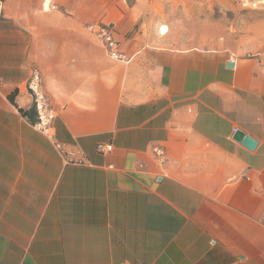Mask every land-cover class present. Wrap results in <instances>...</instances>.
Returning a JSON list of instances; mask_svg holds the SVG:
<instances>
[{
  "label": "crops",
  "instance_id": "1",
  "mask_svg": "<svg viewBox=\"0 0 264 264\" xmlns=\"http://www.w3.org/2000/svg\"><path fill=\"white\" fill-rule=\"evenodd\" d=\"M186 1L0 0V264H264V32L182 47Z\"/></svg>",
  "mask_w": 264,
  "mask_h": 264
},
{
  "label": "rangeland",
  "instance_id": "2",
  "mask_svg": "<svg viewBox=\"0 0 264 264\" xmlns=\"http://www.w3.org/2000/svg\"><path fill=\"white\" fill-rule=\"evenodd\" d=\"M185 3V10L180 9L172 15V29L179 33L182 47L193 45L187 42L192 40V35H196L194 41L199 40L196 38L202 35L203 25L210 26L212 37L227 34L231 41L242 37L249 52L264 32L261 26L264 0H187Z\"/></svg>",
  "mask_w": 264,
  "mask_h": 264
},
{
  "label": "built area",
  "instance_id": "3",
  "mask_svg": "<svg viewBox=\"0 0 264 264\" xmlns=\"http://www.w3.org/2000/svg\"><path fill=\"white\" fill-rule=\"evenodd\" d=\"M98 40L103 45L108 57L113 61H126L124 55L120 51L119 42L115 39L112 29L105 25H99L95 31ZM27 91L31 97L32 107L36 115L34 127L46 136L52 135L54 112L49 105V99L44 91L41 76L37 69L31 70L30 77L27 81ZM98 151L109 152L110 145H98ZM156 159L159 162L164 160V149L162 147L153 150Z\"/></svg>",
  "mask_w": 264,
  "mask_h": 264
},
{
  "label": "water",
  "instance_id": "4",
  "mask_svg": "<svg viewBox=\"0 0 264 264\" xmlns=\"http://www.w3.org/2000/svg\"><path fill=\"white\" fill-rule=\"evenodd\" d=\"M227 67H232V63H227ZM232 139L238 143H240L242 146L247 148L248 150H254V148L257 145V142L252 139L250 136L244 134L240 130H235Z\"/></svg>",
  "mask_w": 264,
  "mask_h": 264
},
{
  "label": "trees",
  "instance_id": "5",
  "mask_svg": "<svg viewBox=\"0 0 264 264\" xmlns=\"http://www.w3.org/2000/svg\"><path fill=\"white\" fill-rule=\"evenodd\" d=\"M16 94V91H14L11 95L8 96L9 101L14 104V95ZM15 105V104H14ZM19 112L24 115L28 116L29 112L28 111H23L22 109L18 108Z\"/></svg>",
  "mask_w": 264,
  "mask_h": 264
},
{
  "label": "bare ground",
  "instance_id": "6",
  "mask_svg": "<svg viewBox=\"0 0 264 264\" xmlns=\"http://www.w3.org/2000/svg\"><path fill=\"white\" fill-rule=\"evenodd\" d=\"M161 30H163V32L165 33L167 29H166V28H163V29H161Z\"/></svg>",
  "mask_w": 264,
  "mask_h": 264
}]
</instances>
